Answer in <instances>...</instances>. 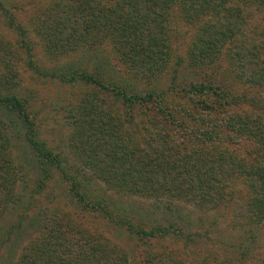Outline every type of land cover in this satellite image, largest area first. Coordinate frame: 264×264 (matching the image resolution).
<instances>
[{
    "label": "rangeland",
    "instance_id": "obj_1",
    "mask_svg": "<svg viewBox=\"0 0 264 264\" xmlns=\"http://www.w3.org/2000/svg\"><path fill=\"white\" fill-rule=\"evenodd\" d=\"M80 3L84 10L77 8ZM103 3L0 0V264L30 257L52 222L71 247L80 245L76 230L81 229L87 243L100 237L126 264H153L145 251L162 261L169 258L170 264H206V252L200 247L201 239L208 241L206 234L186 235L194 226L206 228L207 233L221 232L227 244L239 243V249L246 244L248 255L255 259L264 251V227L235 229L210 218L189 196L195 184L185 185L180 179L196 173L190 156L205 154L209 143L243 158L258 145L241 141L226 129L221 131L226 138L232 135L230 142L217 136L204 141L199 128L204 131L205 124L217 122L223 114L218 108V112L199 110L194 96L177 92L188 83L204 82L206 91L212 92L204 104L214 107L223 92L228 98L253 90L238 81L234 65L223 55L200 67L189 66L187 43L196 21L184 22L175 7L168 15L175 29L168 36L166 63L154 72L135 66L124 69L107 39L98 42L92 33L85 39L87 32H81L85 26L81 12L93 13L94 6L111 4ZM216 17L209 10L198 19ZM71 70L92 79L57 77ZM212 83L218 85L210 89ZM149 92L155 96L154 117L138 106V99ZM82 102L90 113L83 118ZM248 110L242 103L228 105L224 113L234 116ZM175 118L186 129L173 126ZM226 189L235 197L252 191L237 177ZM88 200L118 215L120 221L114 223L107 212L89 208ZM122 217L175 223L182 234L169 229L157 238L140 240Z\"/></svg>",
    "mask_w": 264,
    "mask_h": 264
},
{
    "label": "trees",
    "instance_id": "obj_2",
    "mask_svg": "<svg viewBox=\"0 0 264 264\" xmlns=\"http://www.w3.org/2000/svg\"><path fill=\"white\" fill-rule=\"evenodd\" d=\"M100 1L103 3V0ZM104 1L111 4H107L105 8L98 4V7H93V13L81 12L85 19V26L81 32H87L85 39L90 33L98 42L107 39L116 59L124 69L135 66L142 72H154L166 63L168 36L175 29L168 20V15L172 7H175L184 22L191 23L192 18L196 21L195 31L187 43L189 66L200 67L214 57L223 55L230 60L231 65H234L233 71L238 81L245 83L250 91H254L252 93L248 91L249 95L231 94L228 98L226 92H223L217 105L215 103L212 107L204 104V101L207 102L212 95V92L206 91L204 82L188 83L177 90L179 93H186L190 98L194 96L195 98L192 99L199 110L218 112V108L223 114L217 122L211 121L205 124L204 131L199 128L204 141L215 136L218 137L217 139L226 138L225 133L221 131L226 129L233 132V136L240 138L241 141L256 142V147L258 145L251 156L247 154V158H243L237 157L225 147H216L209 143L207 148L204 147L205 154L198 151L201 155L196 153L190 156V166L192 167L191 163H194L196 173L193 176L184 175L180 180L185 182V185L189 181L195 184L196 189H192L189 196L202 206L201 210L210 215V218L222 221L226 227L243 229L252 224H260L264 227V0ZM77 8L84 10L81 3ZM209 10L217 13L215 19L206 21L198 19ZM177 61L182 60L179 58ZM160 64L161 66L155 69ZM57 77L60 79L67 77L68 80L82 78L80 80L83 81L92 79L91 75H81L74 70L58 73ZM217 85L212 83L208 87L212 89ZM152 97H155L152 93H145L138 99V106L146 116L154 117L151 111L154 101ZM3 99L9 100L12 97H3ZM242 103L249 106L247 113L234 116L224 113L228 105ZM150 104L152 105L149 108ZM13 105L19 108L22 106L20 103ZM79 108L81 118L90 115L83 107V102ZM177 109L180 110V107ZM176 118L173 120V126L186 129V125ZM154 121L156 122L154 124L158 125L159 122ZM227 137L226 141L230 142L232 135ZM30 142L37 145L35 140ZM199 164L202 166L198 167ZM234 177L239 178L243 184H250L252 191L235 197L234 193L226 189V185H229L230 179ZM72 185L74 186V183ZM76 196L79 199L83 198L78 193ZM86 206L96 211L107 212L114 223L120 221L118 215L98 206L97 203L88 200ZM155 211L156 209H153L152 214H155ZM122 218L127 228L140 240L142 237L157 238L170 231L169 229L170 232L176 231V234H182L181 228L175 223L151 224L144 223L140 219L131 221L130 217ZM52 224L49 223V226L45 227L43 236L34 247L31 256H18L15 264H126L124 257L115 253V250L100 237L96 238L93 244L87 243L86 237H83L85 235L81 233L82 230L77 229V238L81 239V242L79 241L78 248L71 247L67 242L68 237L58 235L56 224L53 222ZM204 233L208 241L201 239L200 247L206 252V264H264V251L254 259L252 255H248L250 248L246 244L242 249H239V243L229 245L227 240L223 239L221 232L207 233L206 228L198 229L194 226L186 235L193 238L205 236ZM1 244H3L2 240H0ZM145 253L150 263L170 264L171 262L167 257L163 261L158 259L152 251Z\"/></svg>",
    "mask_w": 264,
    "mask_h": 264
}]
</instances>
